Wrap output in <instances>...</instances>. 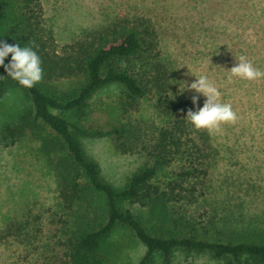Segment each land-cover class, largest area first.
Wrapping results in <instances>:
<instances>
[{"label": "rangeland", "instance_id": "obj_1", "mask_svg": "<svg viewBox=\"0 0 264 264\" xmlns=\"http://www.w3.org/2000/svg\"><path fill=\"white\" fill-rule=\"evenodd\" d=\"M40 3L44 25L53 32L58 45L120 17L150 19L162 56L179 82V93L190 103L195 93L184 90V83L190 84L196 77L184 74L191 70L197 76L209 77L221 92V102L230 103L238 119L235 124H223L212 135L201 129L211 145L206 157L193 163L181 157L163 168L154 184L161 191H174L170 202L159 210V218L164 217L165 224L174 229L210 240L257 237L258 226L249 216L264 212V78L248 81L233 77L229 81L227 70L235 66V57L244 55L254 67L264 71V0H250V9L238 12L234 3L228 7L224 0ZM68 88V84L61 83L53 89L60 94ZM120 95L121 87L111 84L93 94L80 110L55 113L83 128L106 130L128 120L118 109ZM204 99L200 97L201 107ZM155 103L150 94L145 95L139 100L138 111L130 114L149 131L163 124ZM30 110L26 94L6 85L0 95V264H52L51 258L61 252V232L71 228L74 219L84 213L82 206L74 213L62 207L52 156L43 152L37 137L48 129L45 127L43 132L29 122ZM21 125L24 133L10 144L6 129ZM193 138L199 143L198 137ZM82 145L86 155L99 165L103 179L116 188L124 186L127 178L146 161L139 151L116 152L112 140L106 137L82 139ZM202 167L207 168L204 173L181 176ZM122 206L138 216L151 233L159 232L160 219L150 218L146 208L128 203ZM104 250L106 264H137L145 253V248L125 227H117L111 233ZM152 264H162L158 254ZM170 264L233 263L213 258L208 252L177 250Z\"/></svg>", "mask_w": 264, "mask_h": 264}, {"label": "trees", "instance_id": "obj_2", "mask_svg": "<svg viewBox=\"0 0 264 264\" xmlns=\"http://www.w3.org/2000/svg\"><path fill=\"white\" fill-rule=\"evenodd\" d=\"M224 1L228 7L234 3L237 12L250 9V0ZM0 41L21 47L32 41L38 45L33 50L42 61V81L25 88L7 77L0 66V95L6 85L26 94L31 104L28 114L32 116L26 121L37 124L43 132L45 127L48 129L44 135L37 132V137L43 152L52 156L62 207L72 213L77 207L84 208L71 228L61 232V252L51 258L52 264H106L104 246L117 227L129 229L145 248L137 264H152L155 254L162 264H170L177 250L208 252L213 258L227 259L233 264H264V212L249 216L260 234L238 241L197 237L189 231L174 229L165 224L164 217L159 218V210L170 202L174 189L161 191L154 184L157 176L181 157L191 163L206 157L211 145L205 131L195 129L183 118L192 106L179 93V82L162 56L150 19L120 17L58 45L53 32L44 25L40 0H0ZM10 60L11 54L5 58V64ZM61 83L69 88L56 94L53 88ZM111 84L121 87L118 109L128 119L125 124L106 130L83 128L55 113L80 110L93 94ZM148 94L156 101L154 108L163 120L161 126L151 131L130 116L138 111L139 100ZM24 131V125L7 128L10 144ZM104 137L112 140L116 152L139 151L146 160L121 188L106 182L99 165L84 151L82 139ZM206 169H192L181 176L204 173ZM122 203L146 208L150 218L160 219L159 232L151 233Z\"/></svg>", "mask_w": 264, "mask_h": 264}, {"label": "clouds", "instance_id": "obj_3", "mask_svg": "<svg viewBox=\"0 0 264 264\" xmlns=\"http://www.w3.org/2000/svg\"><path fill=\"white\" fill-rule=\"evenodd\" d=\"M38 48L35 42L21 47L20 44H8L0 41V66H3L7 77H11L25 88H32L43 79V68L40 56L34 51ZM11 54V60L5 64V58ZM236 63L229 72L228 79L238 77L253 81L264 78V71L254 67L253 63L244 55L235 57ZM178 70V69H177ZM189 70V69H188ZM196 77L190 84L184 83V90L194 92L191 96L193 108H189L184 119L191 123L197 130H207L210 135L220 131L223 124H235L238 116L230 103L221 102V92L207 75L197 76L191 70L184 75ZM203 96V106L199 105ZM183 111V110H181Z\"/></svg>", "mask_w": 264, "mask_h": 264}]
</instances>
